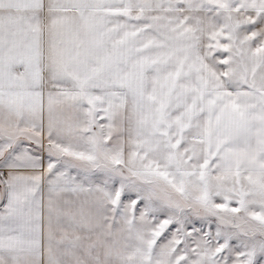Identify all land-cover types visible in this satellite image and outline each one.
Wrapping results in <instances>:
<instances>
[{
  "label": "snow or ice",
  "instance_id": "1",
  "mask_svg": "<svg viewBox=\"0 0 264 264\" xmlns=\"http://www.w3.org/2000/svg\"><path fill=\"white\" fill-rule=\"evenodd\" d=\"M0 264H264V0H0Z\"/></svg>",
  "mask_w": 264,
  "mask_h": 264
}]
</instances>
